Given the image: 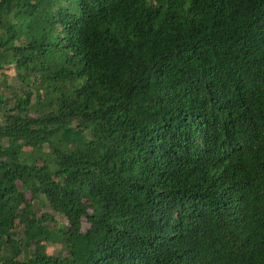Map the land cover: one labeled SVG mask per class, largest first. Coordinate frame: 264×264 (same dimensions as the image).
<instances>
[{
  "label": "trees",
  "instance_id": "trees-1",
  "mask_svg": "<svg viewBox=\"0 0 264 264\" xmlns=\"http://www.w3.org/2000/svg\"><path fill=\"white\" fill-rule=\"evenodd\" d=\"M9 66L0 264H264V0H0Z\"/></svg>",
  "mask_w": 264,
  "mask_h": 264
},
{
  "label": "rangeland",
  "instance_id": "rangeland-1",
  "mask_svg": "<svg viewBox=\"0 0 264 264\" xmlns=\"http://www.w3.org/2000/svg\"><path fill=\"white\" fill-rule=\"evenodd\" d=\"M7 86H13L16 90L19 89V79L17 77L16 71L12 66H9V68H5V69H0V96H5V105L6 106H10L12 104V102H14V98H13V94L12 92L8 89L9 87ZM19 182V181H18ZM19 184H21V182H19ZM36 210H38V208H36ZM55 218V224H53V222H50V224L52 225V227L55 228L56 232H58L59 230V223L66 222L65 217L62 214H55L54 215ZM84 225H88L87 222L84 220L83 221ZM47 250L50 253H57L60 245L58 243L53 244L52 242H47Z\"/></svg>",
  "mask_w": 264,
  "mask_h": 264
}]
</instances>
